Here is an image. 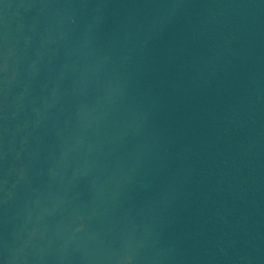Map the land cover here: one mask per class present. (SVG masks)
<instances>
[{"label":"water","instance_id":"water-1","mask_svg":"<svg viewBox=\"0 0 264 264\" xmlns=\"http://www.w3.org/2000/svg\"><path fill=\"white\" fill-rule=\"evenodd\" d=\"M0 264H264V0H0Z\"/></svg>","mask_w":264,"mask_h":264}]
</instances>
